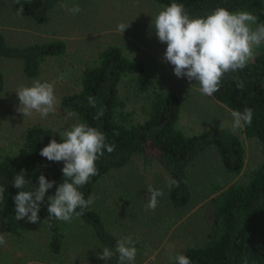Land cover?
Returning <instances> with one entry per match:
<instances>
[{
  "label": "rangeland",
  "instance_id": "1",
  "mask_svg": "<svg viewBox=\"0 0 264 264\" xmlns=\"http://www.w3.org/2000/svg\"><path fill=\"white\" fill-rule=\"evenodd\" d=\"M13 2L0 0V32L9 43L62 39L65 48L60 55L45 56L40 61L38 74L32 77L22 73L18 58L0 56L3 74L0 155L18 154L25 129L30 125L64 132L78 123L76 115L60 105V96L78 89L81 70L95 63L98 52L109 44L119 45L126 56L140 59L145 65L148 82L144 90H137L134 74L123 76L118 83L119 97L125 102L123 109L131 111L133 120L144 117L150 92L159 90L178 94L181 102L178 125L185 132H198L209 126L231 129L232 111L213 96L202 95L195 81L175 76L173 66L163 59L167 45L158 41L151 25V20L164 7L162 4L154 0H62L47 10L43 22L37 23L30 17L17 16ZM75 4L82 11L73 15L68 9ZM237 11L240 10L233 12ZM120 23H129L122 35L117 30ZM35 81L54 85L57 111L46 118L35 112L23 116L17 111L19 99L15 91ZM233 132L243 146L239 171H226L215 149L205 147L187 168L190 197L182 206L175 207L168 201V177L162 167L141 154H132L124 165L98 178L91 192L95 197L92 206L112 233L122 238L131 236L138 243L134 264H172V258L186 246L206 239L211 230L210 197L229 183L245 182L262 160L257 138L246 136L242 128ZM149 185L164 193L158 197L155 210L145 208ZM58 222L64 234L61 247L57 253H50L46 249V230L40 217L37 223L29 222L26 217L21 219L18 230L12 234L5 231L0 218V234L6 240V244L0 246V264H109L97 257L104 247L80 218L74 217L70 223Z\"/></svg>",
  "mask_w": 264,
  "mask_h": 264
},
{
  "label": "trees",
  "instance_id": "2",
  "mask_svg": "<svg viewBox=\"0 0 264 264\" xmlns=\"http://www.w3.org/2000/svg\"><path fill=\"white\" fill-rule=\"evenodd\" d=\"M62 0H14L15 12L23 7V16L33 21H44L47 10ZM163 6L172 2L184 5L191 18L206 17L217 7L230 12L240 10L251 12L257 24L264 23L263 0H154ZM65 45L62 39H50L25 44H11L0 32V56L18 58L21 71L27 77L36 76L40 61L48 55H60ZM144 62L126 56L116 44L106 45L98 52L97 61L86 65L80 73L79 87L60 96L59 103L72 111L78 123L84 122L97 127L106 134V143L114 144L115 151L105 150L96 161L98 175L90 178L80 191L84 198L91 196L92 189L106 171L124 165L132 154L137 153L155 160L165 171L168 182L180 181L179 187H166V196L171 205H184L190 197L187 168L197 154L211 146L228 172H237L243 163V146L240 138L228 127L209 126L198 132L187 133L178 125L181 102L178 94L169 91L152 90L144 107V117L131 118V111L124 110V100L119 97L118 83L125 75H133L137 90H144L147 78ZM244 83L241 90L237 81ZM3 74L0 67V92ZM94 97L97 107H91L88 97ZM213 97L231 111L253 109L250 126L242 127L246 136H253L260 142L262 160L250 177L242 183H229L210 197V232L206 239L196 245L186 246L179 254L186 255L192 264H264V44L255 49V55L242 70L226 74L220 89ZM103 108L100 119H94ZM62 133L43 125H30L25 129L21 151L13 155H0V186L5 188L0 201V218L7 233H15L20 220L15 219L13 197L17 189L12 186L14 177L21 169L30 187H38V176L55 181L46 192L40 204L38 216L46 230V249L50 253L60 250L63 232L58 220L43 221L48 216V196L53 195L56 186L64 180L61 169L63 162H51L39 155L40 150L51 139L62 142ZM23 190H29L26 187ZM77 211H80L78 208ZM86 223L94 238L110 250L122 237L112 233L104 224L100 213L91 205L84 215L78 217ZM138 243L135 242V247ZM116 264L118 256L107 260ZM28 264H51L32 262ZM172 264H176L173 259Z\"/></svg>",
  "mask_w": 264,
  "mask_h": 264
},
{
  "label": "clouds",
  "instance_id": "3",
  "mask_svg": "<svg viewBox=\"0 0 264 264\" xmlns=\"http://www.w3.org/2000/svg\"><path fill=\"white\" fill-rule=\"evenodd\" d=\"M73 15L82 9L78 4L68 9ZM23 14V7L16 12ZM257 17L251 12H230L224 7H217L206 17L191 18L184 5L172 2L157 13L151 25L159 42L166 43L163 59L173 66V73L178 78L185 77L189 82L199 84L202 95L211 97L221 87V81L228 73L244 69L255 55V49L264 44V23L257 24ZM253 25H256L253 28ZM129 23H120L117 30L122 33ZM239 89L244 88L242 81H237ZM19 99L17 111L23 116H31L34 112L41 118L57 111V98L54 85L49 82L35 81L31 86H21L16 91ZM91 107H97L94 97H88ZM104 110L100 108L94 119H100ZM72 114L69 113V116ZM231 129L250 126L253 109L245 108L242 112H231ZM62 142L51 139L39 155L51 162H63L61 169L64 180L56 186L53 195L48 196V216L43 221L56 219L70 223L74 217L84 215L85 210L94 204L95 197L84 198L80 189L89 182L90 178L98 175L96 161L104 156L105 150L110 154L115 151L114 144L106 143V134L97 127L80 122L71 125L62 133ZM23 169L14 177L12 186L17 194L13 197L15 219L25 217L31 223L39 220L40 204L44 202L46 192L53 188L55 181H50L41 174L38 176V187H30L31 181L25 178ZM180 181L171 179L168 188L179 187ZM26 187L29 190H23ZM5 188L0 186V201L3 200ZM148 203L146 210H155L158 197L163 196L159 189L148 186ZM80 211H77V209ZM6 240L0 234V246ZM131 236L116 241L115 249L104 247L97 254L102 260H108L113 255L118 256V264H134L137 249ZM172 259L176 264H192L184 254H177Z\"/></svg>",
  "mask_w": 264,
  "mask_h": 264
},
{
  "label": "crops",
  "instance_id": "4",
  "mask_svg": "<svg viewBox=\"0 0 264 264\" xmlns=\"http://www.w3.org/2000/svg\"><path fill=\"white\" fill-rule=\"evenodd\" d=\"M13 44H15V43H13ZM17 44V43H16Z\"/></svg>",
  "mask_w": 264,
  "mask_h": 264
}]
</instances>
